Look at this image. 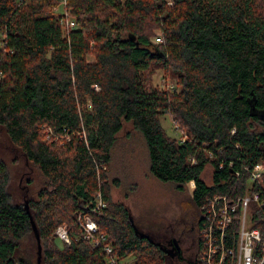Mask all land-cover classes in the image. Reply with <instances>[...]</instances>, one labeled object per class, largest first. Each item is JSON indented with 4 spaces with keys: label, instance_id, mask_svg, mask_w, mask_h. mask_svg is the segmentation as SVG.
I'll return each instance as SVG.
<instances>
[{
    "label": "trees",
    "instance_id": "obj_1",
    "mask_svg": "<svg viewBox=\"0 0 264 264\" xmlns=\"http://www.w3.org/2000/svg\"><path fill=\"white\" fill-rule=\"evenodd\" d=\"M170 69L181 90L166 84ZM168 113L181 137L163 126ZM128 125L152 176L194 184L184 216L200 264L208 199L243 194L236 171L264 163V0H0V264H38L32 220L40 264H168L166 245L112 197L121 179L109 165ZM1 139L36 172L19 192ZM253 208L263 228L264 206ZM86 214L99 226L90 237Z\"/></svg>",
    "mask_w": 264,
    "mask_h": 264
},
{
    "label": "rangeland",
    "instance_id": "obj_2",
    "mask_svg": "<svg viewBox=\"0 0 264 264\" xmlns=\"http://www.w3.org/2000/svg\"><path fill=\"white\" fill-rule=\"evenodd\" d=\"M91 58V57H90ZM164 76L163 70H158L153 75L155 84L164 86L161 79ZM168 80L166 84L170 88L176 87L181 90L183 84L179 83L178 75L170 69L168 72ZM161 121L165 129L170 135L181 137L178 130L174 127L172 116L168 113L161 117ZM5 144V158L9 164L10 174L13 178L11 188L14 192H19L20 187H24L28 176L36 175V172L28 173L22 159H18L17 153L12 147L7 145L6 139H1ZM12 154L15 155L14 161ZM213 169L207 165L202 176L208 182H211ZM109 175L118 176L121 179L120 186L112 187V197L114 201L123 203L131 212L132 217L138 222V228L149 234L152 239L158 243L165 244V240L170 238V252L174 250L172 244L179 242L183 248L191 246L190 251L185 252L187 259H195L196 246L194 242L197 230L190 229L189 224L185 219L188 202L191 201V192L194 189V184L189 183L184 190H179L173 182H161L156 177L152 176L149 170V157L145 140L142 134L134 130L130 125L126 126L120 133V138L114 148L112 162L109 165ZM36 178V183L40 182L39 175ZM28 196L21 198L22 202L28 199L31 195L36 194V184L28 188ZM35 196V195H34ZM83 219V216H81ZM186 223L187 226H186ZM63 225V224H61ZM67 227L66 225H63ZM68 229V228H67ZM185 230V234L180 236V233ZM58 236V235H57ZM62 239L60 236H58ZM174 238L182 239L180 241ZM61 244V240L57 239ZM169 244V242H166ZM25 245H27L25 243ZM28 246V245H27ZM175 247V246H174ZM168 264H189L184 260H179L177 257L167 258ZM124 264H135L134 256L127 257Z\"/></svg>",
    "mask_w": 264,
    "mask_h": 264
},
{
    "label": "built area",
    "instance_id": "obj_3",
    "mask_svg": "<svg viewBox=\"0 0 264 264\" xmlns=\"http://www.w3.org/2000/svg\"><path fill=\"white\" fill-rule=\"evenodd\" d=\"M73 23L69 19L67 25ZM236 175L246 178L243 194L237 197L215 194L203 207L200 231L204 248L199 256L200 264H264V226H253L256 212L253 205L264 206V163L244 165ZM103 205L101 194H98V207ZM79 221L88 233L87 237L99 229L88 214ZM56 234L67 242L71 241L69 231L63 225L58 226ZM93 243L97 245V242ZM106 250L112 251L110 246ZM113 262L111 259L110 264Z\"/></svg>",
    "mask_w": 264,
    "mask_h": 264
},
{
    "label": "flooded vegetation",
    "instance_id": "obj_4",
    "mask_svg": "<svg viewBox=\"0 0 264 264\" xmlns=\"http://www.w3.org/2000/svg\"><path fill=\"white\" fill-rule=\"evenodd\" d=\"M192 222H193V221H192ZM188 223L190 224V222H188ZM188 223H186V226H187ZM190 229H191V230L195 229V225H194V223H191ZM183 234H185V230L182 231V232L180 233V236L183 235ZM177 239H178V238H177ZM177 239L174 238V239H173V242H174V240H177ZM180 240H182V239L180 238V239H178L177 241H180ZM166 242H169V244L166 243ZM190 242H191L192 245L195 244V243L192 242V241H190ZM177 244H178V246H179V249H176V247H175L174 250L168 254L169 257H170V256H171V257H174V258L177 257L179 260H184V261L188 262L189 264H197L196 259H193V260H192V259H187L186 255H185V252H187V251L189 252L190 249H192L191 246H188V245H187V247H184V248H183L182 244H180L179 242H177ZM165 245H166V247H167V250L170 251V238L167 239V240H165ZM194 258H195V257H194Z\"/></svg>",
    "mask_w": 264,
    "mask_h": 264
},
{
    "label": "water",
    "instance_id": "obj_5",
    "mask_svg": "<svg viewBox=\"0 0 264 264\" xmlns=\"http://www.w3.org/2000/svg\"><path fill=\"white\" fill-rule=\"evenodd\" d=\"M26 208H27V211L29 212V207H28L27 203H26ZM32 222H33V228H34V231L36 233L37 240H38V252H39L38 264H40L42 245H41V242H40V236H39V233H38V230H37V226H36V224H35V222L33 220H32ZM146 236H148L150 239H152L149 234H146ZM174 244H175L176 249H179V246H178L176 241L174 242Z\"/></svg>",
    "mask_w": 264,
    "mask_h": 264
}]
</instances>
